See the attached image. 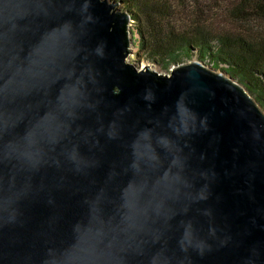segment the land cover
I'll use <instances>...</instances> for the list:
<instances>
[{"label": "water", "instance_id": "obj_1", "mask_svg": "<svg viewBox=\"0 0 264 264\" xmlns=\"http://www.w3.org/2000/svg\"><path fill=\"white\" fill-rule=\"evenodd\" d=\"M120 5L0 0V264H264L263 108Z\"/></svg>", "mask_w": 264, "mask_h": 264}, {"label": "trees", "instance_id": "obj_2", "mask_svg": "<svg viewBox=\"0 0 264 264\" xmlns=\"http://www.w3.org/2000/svg\"><path fill=\"white\" fill-rule=\"evenodd\" d=\"M141 22L140 48L164 67L197 51L241 83L264 109V0H115ZM238 29H232L233 24Z\"/></svg>", "mask_w": 264, "mask_h": 264}, {"label": "rangeland", "instance_id": "obj_3", "mask_svg": "<svg viewBox=\"0 0 264 264\" xmlns=\"http://www.w3.org/2000/svg\"><path fill=\"white\" fill-rule=\"evenodd\" d=\"M115 1V0H114ZM119 8H122V4L119 6ZM235 23L233 24L232 29H238ZM255 30L260 32L261 34H264V23H254L253 24ZM142 24L138 20H132L131 22V31L133 33V41H134V46L132 48V54L129 56V61L131 63H134L136 65H139L142 67V63H144L147 66H151L154 70L160 73H169L171 70H173L177 65H171L169 67H164L162 64L159 62L150 60L147 56L146 53L140 48V34H139V29H141ZM197 51L194 53V56L191 59H185L184 63H188L191 61H200L197 57ZM206 64V63H205ZM209 67H212L210 63L206 64ZM218 71H223L221 69H217ZM264 110V109H263Z\"/></svg>", "mask_w": 264, "mask_h": 264}]
</instances>
